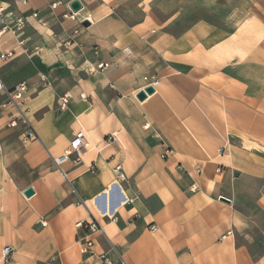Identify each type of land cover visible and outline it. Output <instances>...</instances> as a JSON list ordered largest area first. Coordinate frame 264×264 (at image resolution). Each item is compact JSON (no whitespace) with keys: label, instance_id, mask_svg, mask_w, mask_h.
Wrapping results in <instances>:
<instances>
[{"label":"crops","instance_id":"crops-1","mask_svg":"<svg viewBox=\"0 0 264 264\" xmlns=\"http://www.w3.org/2000/svg\"><path fill=\"white\" fill-rule=\"evenodd\" d=\"M25 1L0 0V55H13L0 78L28 84L36 135L24 142L25 127L0 118V264H103L101 253L111 264H264V0L240 1L231 13L247 16L223 27L186 17L220 12L221 0H83L86 26L62 18L68 0ZM143 76L158 86L138 101ZM80 129L89 148L62 166L66 182L53 159ZM119 164L126 205L111 187ZM108 209L116 221L101 218ZM90 213L104 231L92 257L76 228Z\"/></svg>","mask_w":264,"mask_h":264},{"label":"built area","instance_id":"built-area-1","mask_svg":"<svg viewBox=\"0 0 264 264\" xmlns=\"http://www.w3.org/2000/svg\"><path fill=\"white\" fill-rule=\"evenodd\" d=\"M20 1L21 3L25 4V0H14V2ZM74 0H68L66 2V5L68 6L70 2ZM82 9L84 7L83 0H77ZM56 4H52L50 7L53 9ZM5 11V8L2 3H0V35L5 29L3 24V13ZM32 16H36V14H33ZM65 20H70L74 22L76 25L81 26L87 19L81 18L78 16V13H73L70 8L67 13H65L62 16ZM89 21V20H88ZM19 25L16 26V29H11L13 32L15 30L19 29ZM12 54H3L0 55V61L5 62L12 58ZM107 67L106 64H100L98 65V69H103ZM142 87L141 91L144 89L150 87L154 90L153 94L156 92V88L158 86V80H156L154 77L149 76H143L142 77ZM28 92H29V86L26 82H19L13 87H8L6 84L2 81L0 78V118H5V125L4 127L6 129H16L19 125H23L25 127V131L23 133V141H34L36 139V135L34 133V130L31 126V122L28 119V108H27V98H28ZM59 103V108L61 110H64L67 108L69 104V97L67 95H64L61 97ZM1 131V130H0ZM114 141V136H110L109 139L106 140V143H110ZM89 148V142L86 138V135L82 129L77 131L73 138L70 140L68 147L64 150V152L57 158L53 159V164L56 167V169L60 172L62 178L69 182L67 173L62 170V166L70 161V159H73V161L77 164L82 162V156L85 155L87 152V149ZM169 151L165 148H163L162 158H166ZM0 155H1V139H0ZM90 171H93L92 167L89 168ZM196 174L200 175L201 171L200 169L195 170ZM219 172V170H217ZM114 174V181L112 183L111 187H117L119 190L118 194V200L120 205H126L129 203H132L133 200L127 199L122 190H121V184L126 182L127 177L122 169V166L116 165L113 169ZM111 187L108 189V193L106 194L107 198L109 197V193L111 192ZM197 190V187L195 185L191 186L190 191L195 192ZM109 199V198H108ZM219 199H223V197H219ZM102 219L109 220V221H116V217L113 214H109V209L100 214ZM44 223H41V226H44ZM76 228L79 229L82 232V236L78 237L77 242L80 245V253L82 255H88L92 257L94 255L93 252V246L94 241L91 239L92 235L99 234L103 235L104 231L102 229V226L98 223V221L91 215H89L88 220L86 221H80L76 224ZM156 226H151L150 231H156ZM231 231L227 232L225 236L222 237L224 239L226 236H230ZM11 253V249L9 247H5L2 251V260L7 262L9 255ZM98 259L103 264H111L110 259L107 257L106 254L101 253L97 255ZM121 264H123V260L120 259L119 261ZM78 264H86L84 261L78 263Z\"/></svg>","mask_w":264,"mask_h":264},{"label":"rangeland","instance_id":"rangeland-1","mask_svg":"<svg viewBox=\"0 0 264 264\" xmlns=\"http://www.w3.org/2000/svg\"><path fill=\"white\" fill-rule=\"evenodd\" d=\"M242 0H221V4L224 5V8H222V11L216 12V13H198V14H189L186 15L187 17V23H190L198 18H207L210 21L216 23L219 26H224L225 24H236L243 18H245L247 15L244 12L233 14L231 13L232 10H234V6H237L239 4H242ZM160 17H166L168 15L166 14H160Z\"/></svg>","mask_w":264,"mask_h":264},{"label":"water","instance_id":"water-1","mask_svg":"<svg viewBox=\"0 0 264 264\" xmlns=\"http://www.w3.org/2000/svg\"><path fill=\"white\" fill-rule=\"evenodd\" d=\"M69 8L73 13H78L82 7L80 5V3L77 0H74L72 2L69 3ZM84 26H86V24L83 23ZM154 92V90L150 87L144 89L143 91H140L136 94V99L138 101H143L147 96L152 95ZM33 195V190L28 188L24 191V196L29 198Z\"/></svg>","mask_w":264,"mask_h":264}]
</instances>
